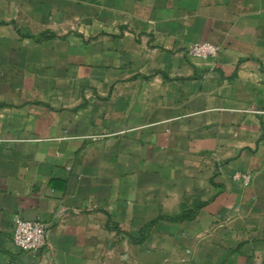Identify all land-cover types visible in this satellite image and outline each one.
<instances>
[{"label":"crops","instance_id":"0c3cea01","mask_svg":"<svg viewBox=\"0 0 264 264\" xmlns=\"http://www.w3.org/2000/svg\"><path fill=\"white\" fill-rule=\"evenodd\" d=\"M254 111L264 0H0V264H264Z\"/></svg>","mask_w":264,"mask_h":264},{"label":"built area","instance_id":"2783aa9c","mask_svg":"<svg viewBox=\"0 0 264 264\" xmlns=\"http://www.w3.org/2000/svg\"><path fill=\"white\" fill-rule=\"evenodd\" d=\"M219 49L217 46L201 42L191 45L188 49V54L200 60H209L217 57ZM260 115H264V111H254ZM235 180H242L248 184L251 176L248 174L237 173ZM47 225L40 221H26L16 219L13 242L17 249L24 252L39 251L45 247L47 243Z\"/></svg>","mask_w":264,"mask_h":264}]
</instances>
